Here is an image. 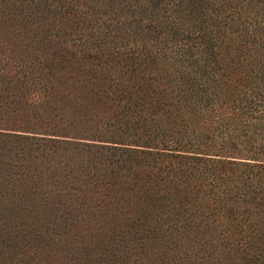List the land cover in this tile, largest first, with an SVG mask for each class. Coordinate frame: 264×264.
Returning a JSON list of instances; mask_svg holds the SVG:
<instances>
[{
    "label": "trees",
    "instance_id": "16d2710c",
    "mask_svg": "<svg viewBox=\"0 0 264 264\" xmlns=\"http://www.w3.org/2000/svg\"><path fill=\"white\" fill-rule=\"evenodd\" d=\"M0 46L35 69L0 75V107L55 104L89 72L76 97L100 101L92 138L192 159L197 190L244 211L240 239L264 250V0H0Z\"/></svg>",
    "mask_w": 264,
    "mask_h": 264
},
{
    "label": "rangeland",
    "instance_id": "374dc122",
    "mask_svg": "<svg viewBox=\"0 0 264 264\" xmlns=\"http://www.w3.org/2000/svg\"><path fill=\"white\" fill-rule=\"evenodd\" d=\"M29 57L0 46V75L35 70ZM90 75H67L55 104L0 107V264H264L256 236L240 239L246 213L210 203L192 159L92 138L100 101L76 97Z\"/></svg>",
    "mask_w": 264,
    "mask_h": 264
}]
</instances>
